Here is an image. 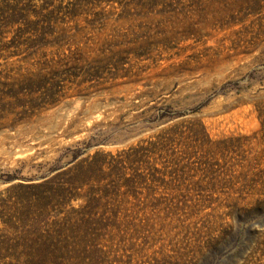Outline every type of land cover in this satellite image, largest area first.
Segmentation results:
<instances>
[{
	"label": "rangeland",
	"instance_id": "rangeland-1",
	"mask_svg": "<svg viewBox=\"0 0 264 264\" xmlns=\"http://www.w3.org/2000/svg\"><path fill=\"white\" fill-rule=\"evenodd\" d=\"M0 71V191L78 141L146 177L55 264H264V0H0Z\"/></svg>",
	"mask_w": 264,
	"mask_h": 264
},
{
	"label": "trees",
	"instance_id": "trees-1",
	"mask_svg": "<svg viewBox=\"0 0 264 264\" xmlns=\"http://www.w3.org/2000/svg\"><path fill=\"white\" fill-rule=\"evenodd\" d=\"M2 75L11 77L0 71ZM3 86L8 90L1 89ZM25 88L20 77L12 82L0 77V92L13 98L7 102L10 106L25 104ZM79 143L67 146L56 163L37 178L21 177L0 191V264H55V253L66 252L73 245V234L85 238L114 227L121 229V219L130 216L122 206L130 196L138 198L146 179L134 166L138 161L134 153L97 151L81 157L87 149ZM65 156H70L65 163L69 166L60 171ZM79 199L83 201L79 207L65 211Z\"/></svg>",
	"mask_w": 264,
	"mask_h": 264
}]
</instances>
